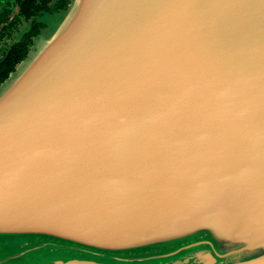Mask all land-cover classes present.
Listing matches in <instances>:
<instances>
[{
	"label": "water",
	"instance_id": "1",
	"mask_svg": "<svg viewBox=\"0 0 264 264\" xmlns=\"http://www.w3.org/2000/svg\"><path fill=\"white\" fill-rule=\"evenodd\" d=\"M0 85V264H264V0H69Z\"/></svg>",
	"mask_w": 264,
	"mask_h": 264
},
{
	"label": "flooded vegetation",
	"instance_id": "2",
	"mask_svg": "<svg viewBox=\"0 0 264 264\" xmlns=\"http://www.w3.org/2000/svg\"><path fill=\"white\" fill-rule=\"evenodd\" d=\"M69 0H0V85L25 59L45 26L44 17Z\"/></svg>",
	"mask_w": 264,
	"mask_h": 264
}]
</instances>
